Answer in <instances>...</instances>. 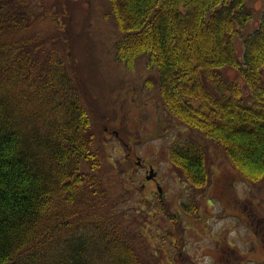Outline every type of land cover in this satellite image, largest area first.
I'll list each match as a JSON object with an SVG mask.
<instances>
[{
    "label": "trees",
    "instance_id": "1",
    "mask_svg": "<svg viewBox=\"0 0 264 264\" xmlns=\"http://www.w3.org/2000/svg\"><path fill=\"white\" fill-rule=\"evenodd\" d=\"M108 1L123 33L115 59L132 70L145 58L155 78L145 85H154L165 111L222 148L247 183L264 188V13L243 39L240 59L235 39L252 17L246 0ZM16 6L0 0V264H90L80 241L52 239L81 216L78 208L61 211L84 190L96 193L87 175L102 166L92 121L60 58H41V47L22 36L45 11L32 18ZM167 160L190 189L209 187L194 140L172 145ZM119 253L110 254L123 258L119 264H139L131 250Z\"/></svg>",
    "mask_w": 264,
    "mask_h": 264
},
{
    "label": "rangeland",
    "instance_id": "2",
    "mask_svg": "<svg viewBox=\"0 0 264 264\" xmlns=\"http://www.w3.org/2000/svg\"><path fill=\"white\" fill-rule=\"evenodd\" d=\"M15 1L17 10L27 8V17L45 11L39 26L22 36L41 47V58L58 56L76 82L101 158L100 170L87 171L96 193L84 190L74 205L61 211L67 216L78 208L81 216L52 241H80L90 264L121 263L123 258L110 256L120 254L119 247L131 250L139 264H264L258 236L245 225L251 220L246 214L254 224L264 223V188L247 183L222 148L165 111L154 85H145L150 76L145 58H138L132 70L115 59L123 33L110 2ZM246 6L252 17L235 39L240 59L243 39L254 33L263 16L264 0H246ZM227 73L239 79L233 70ZM189 140L199 145L209 169L210 184L203 192L182 182L167 160L172 145ZM147 164L153 167L149 180ZM168 213L178 215L180 223L167 222ZM232 257L239 261L232 262Z\"/></svg>",
    "mask_w": 264,
    "mask_h": 264
},
{
    "label": "flooded vegetation",
    "instance_id": "3",
    "mask_svg": "<svg viewBox=\"0 0 264 264\" xmlns=\"http://www.w3.org/2000/svg\"><path fill=\"white\" fill-rule=\"evenodd\" d=\"M139 160H138V162ZM147 170L150 171V167L147 166ZM149 173V172H148ZM160 197V196H158ZM159 201H161V199L159 198ZM250 216L251 220H248V217ZM246 218L249 221L247 224H245L248 227L249 232H252L253 234H256L258 236L259 239V249L261 250L262 254L264 255V223L263 224H254L253 223V219L251 217V214H246ZM264 218V217H263ZM264 222V220H262ZM237 260V261H236ZM239 260L237 258H233L232 257V262L237 263ZM231 264V262H230Z\"/></svg>",
    "mask_w": 264,
    "mask_h": 264
},
{
    "label": "water",
    "instance_id": "4",
    "mask_svg": "<svg viewBox=\"0 0 264 264\" xmlns=\"http://www.w3.org/2000/svg\"><path fill=\"white\" fill-rule=\"evenodd\" d=\"M153 176V170L152 168L150 169L149 175L147 176V180H149ZM158 192L160 193V188H158Z\"/></svg>",
    "mask_w": 264,
    "mask_h": 264
}]
</instances>
